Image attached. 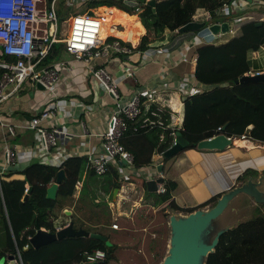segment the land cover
<instances>
[{
  "label": "crops",
  "instance_id": "obj_1",
  "mask_svg": "<svg viewBox=\"0 0 264 264\" xmlns=\"http://www.w3.org/2000/svg\"><path fill=\"white\" fill-rule=\"evenodd\" d=\"M69 1L66 0L65 3L67 12L72 10L69 8ZM87 1L89 0H82ZM113 9L109 14L104 15L109 12L107 11L99 15L104 19L101 38L112 35L124 43L134 44L141 35L140 28L143 29V34H146L139 17L133 20L126 12L115 7ZM206 15L208 14L203 8H197L193 19H203ZM71 17L72 15H69L70 20ZM70 20L67 21L68 24ZM250 20L252 21L250 18H236L235 23H239L236 27ZM176 33L177 29L170 31L164 28L159 38L149 44V47L156 48V51L148 54L149 47L144 49V58L134 50L128 55L111 52L106 58L96 60V65L103 66L113 75L122 96L141 91L142 98L145 99V109L135 122L137 127L154 124L165 128L176 127L179 120L183 119V97L205 88L194 77L198 47L192 43L194 35L189 38ZM231 36L230 34L222 37H225L226 41ZM186 45L191 48L186 50ZM260 51L261 49L258 53H249L252 68H260L254 64ZM183 55L186 57L185 61L182 60ZM59 57L58 60L65 61L67 67L60 70V85L55 89L57 97H52V100L51 97L45 98L43 91L36 85L34 89L31 83H26L17 95L0 104V121L14 126V134H10L6 126L0 125V159L5 146L15 147L17 158L13 166L3 169L2 177L10 169L20 171L35 161L33 155L39 147L38 139L32 130L22 127L26 121L47 105L55 104L59 107L53 121L61 130L57 155L64 159L83 157L78 175L83 164L84 173L77 185L75 183L73 197L82 194L94 206L104 204L111 209L113 221L119 225V229L106 227L99 232L115 246L113 255L117 264H148L150 257L156 252L157 241L142 234L146 228L139 224L143 217L141 210L166 203L160 199L157 190H142L138 195V187L141 186L135 181V175L145 176V179L142 178L144 183L156 174L163 177L164 181H174L176 187L171 192L172 199L178 206L190 208L198 206L213 195L221 194L229 186L236 185V182L244 181L247 177L242 180H238V177L248 169L259 172L257 177L264 174V144L248 137L234 138L224 151L194 148L168 161L159 158L161 153L156 152L153 161L148 165L130 168L118 162L116 165L111 164L103 175L92 173L86 167V160L89 155L98 154L100 151L99 135L104 131L108 117L113 111V103L100 86L90 88L87 70L81 63L74 61L72 55L64 51ZM81 122H84L83 128ZM159 164L162 166L161 172L157 169ZM4 178L23 179V175L12 174ZM115 182L118 183L117 186ZM115 187L118 188L116 196L113 195ZM62 209L67 210L66 207ZM68 221L67 219V223ZM56 225H60L58 219ZM121 230L122 233H117ZM0 245H5L1 218ZM4 260L8 261V257H4ZM2 261L3 259L0 263Z\"/></svg>",
  "mask_w": 264,
  "mask_h": 264
},
{
  "label": "trees",
  "instance_id": "obj_2",
  "mask_svg": "<svg viewBox=\"0 0 264 264\" xmlns=\"http://www.w3.org/2000/svg\"><path fill=\"white\" fill-rule=\"evenodd\" d=\"M229 1L156 0L154 5H150L148 0H136L137 6L130 7L123 0H89L86 10L107 6L99 7V15L107 11L109 12L104 15L109 14L114 7L132 15L139 8V19L146 34L141 37L136 48L144 50L159 38L164 28L174 31L190 22L197 8L209 12L212 19H219L215 10ZM257 2L264 5V0ZM68 17L69 15L61 16L59 22ZM255 22L250 20L242 23L224 42L204 43L196 48L194 77L205 88L183 97L181 137L185 145L179 152L169 158L164 156L172 142L170 128L142 126L133 130L130 127L124 133L121 143L132 153L135 167L150 164L156 152L162 154L164 161H168L186 150L194 149L198 141L221 133L218 128L223 125H226L223 133L227 136L239 138L245 133L248 138L264 144V80L237 84L234 82L252 68L249 53L264 47V24L256 26ZM140 32L143 33L142 28ZM108 39L112 40L114 37ZM120 42L130 46V43ZM64 51L62 42L53 43L43 64L54 63ZM141 100L144 101L143 98ZM248 126H251L249 130ZM83 160L81 156L69 157L60 167L32 161L20 171L8 170L0 178V218L5 234V245H0V260L3 259L0 264H19L16 259L17 251L22 264H78L85 262L84 251L97 248L105 251V259L85 264H109L114 257L115 246L107 247L103 241L90 237H65L39 248L32 247L29 242L37 228L55 232L58 226L66 225L62 222L56 225L59 218L56 209L63 208V200L73 197L75 187L84 173L83 164L78 175ZM59 169L64 170V178L58 184L55 198L49 199L46 191L55 181ZM254 172L255 170L248 169L238 180L249 175L257 176L253 175ZM12 174H21L23 179L4 178ZM114 174L117 178L116 173ZM115 185L118 183L115 182ZM163 185L165 192L159 194L160 199L178 211L191 212L198 207L215 203L220 196L219 193L213 195L197 207L182 208L171 197L176 183L166 179ZM78 198L89 203L82 194ZM102 211L106 212L104 209ZM104 215L108 216V213ZM94 217L99 221L97 214ZM67 219L72 220L76 228L82 227L89 232L100 233L83 223L77 224L72 215L67 216ZM9 256L15 258L14 263L4 260V257ZM205 264H264V216L257 215L223 232L214 251L207 255Z\"/></svg>",
  "mask_w": 264,
  "mask_h": 264
},
{
  "label": "built area",
  "instance_id": "obj_3",
  "mask_svg": "<svg viewBox=\"0 0 264 264\" xmlns=\"http://www.w3.org/2000/svg\"><path fill=\"white\" fill-rule=\"evenodd\" d=\"M49 1L47 4L46 0H0V104L17 95L26 83L34 85L40 83L43 86L42 91L45 98L51 97L52 100V97H57L55 89L60 85V70L65 69L67 63L58 60L54 63L43 64V61L53 43L62 42L65 51L72 55L73 60L81 63L87 70L90 88L95 89L100 86L113 103V111L108 117L104 131L99 135L100 151L98 154L88 156L86 167L96 175L105 174L111 164L116 165L118 162H122L130 168L135 167L133 155L121 143V137L130 127L133 130L138 129L135 122L144 112L145 99L141 100L143 96L141 91L122 96L113 75L103 66L96 65V60L106 58L111 52L128 55L134 50L136 53H141L144 58L143 50L136 48L138 43L131 44L130 42V46H128L122 44L118 38L112 40L108 39L110 36L101 38L99 34L103 17L88 15L85 12L72 15L70 31L64 37H58L60 22L55 9L56 0ZM255 1L257 0H253V2ZM247 5L249 3L245 0H231V2L223 3L220 8L215 10V13L218 16H229L245 9ZM137 11L139 12L140 9L136 8ZM206 14L208 15L203 19L201 17L193 19L192 17V20L206 21L208 24L221 23L212 19L209 12L206 11ZM262 21L264 22V18ZM226 23L228 24V22ZM226 34H234V31L229 28V24L228 30L215 34L212 41H205L203 37L195 34L192 43L194 46L216 43L222 41L215 40L216 37ZM189 48L191 46L186 45L185 49ZM260 49L264 51V47ZM252 53H258V51ZM182 60H186L185 55L182 56ZM261 73H264V67L250 68L244 75L254 76ZM57 108L59 109L55 104L47 105L39 113L30 117L22 126L32 130L38 139L39 147L33 155L35 161L54 167H60L65 160L57 155L58 138L61 133L58 125L53 123ZM0 125L6 126L8 132L14 134L13 125L1 121ZM80 125L83 128L84 122H81ZM250 128L251 126H248L247 130ZM170 129H172L170 133L172 136L170 147H172L177 144L176 133L183 130L182 120H179L176 127ZM227 137L231 140L237 138L235 136ZM246 137L244 133L239 138ZM158 157H162V154ZM16 159L15 147L5 146L0 159V178L3 169L13 166ZM149 176L151 174L146 177V180ZM157 178V174L150 177L153 180ZM157 192L159 194L165 192L163 183H157ZM111 227L119 229L116 222H113ZM84 257L85 262L104 260L105 251L100 248L84 251ZM16 259L19 264H22L18 251Z\"/></svg>",
  "mask_w": 264,
  "mask_h": 264
},
{
  "label": "water",
  "instance_id": "obj_4",
  "mask_svg": "<svg viewBox=\"0 0 264 264\" xmlns=\"http://www.w3.org/2000/svg\"><path fill=\"white\" fill-rule=\"evenodd\" d=\"M156 0H148V4L154 5ZM249 4L253 3V0H245ZM123 2L130 6H137V2L134 0H123ZM72 11V10H71ZM88 15H95L92 9H88L86 12ZM264 22L258 20L255 22L256 26H262ZM228 30V24L226 22L211 23L208 24L206 21H195L191 20L185 25L177 29L178 33H185L195 31L196 35L203 37L205 41H212L215 34ZM264 80V73L259 75H243L236 79L234 82L246 83L256 82ZM39 90L43 89L40 83L36 84ZM31 94V93H30ZM226 125L221 126V133L212 137L204 138L197 142L196 149L198 150H215L224 151L232 143L231 139L228 138L223 131ZM177 144L167 149L164 156L169 158L179 152L185 145V141L181 137V132H177ZM159 172L162 170V166H157ZM64 178V170L59 169L56 173L55 181L47 188L46 197L54 199L58 184ZM264 174L257 176L249 175L247 178L237 183L236 185L229 186L225 189L220 196L216 199L213 206L203 209L198 208L185 214H171L169 216L168 225L170 230L169 242L167 244L166 255L163 257L160 264H205V259L209 253L214 251L215 246L218 243L219 236L231 229L236 227L238 224L244 222L240 221L235 226H226L225 228L216 229L214 221L226 210L231 208L235 213L238 209L239 198L246 197L254 201V203H264V189H263ZM164 178L158 177L156 180L150 179L145 181L147 191L155 192L157 190V183H163ZM118 188L115 187L113 195L116 196ZM236 206H231L232 203ZM71 212L65 210V214L69 215ZM246 221V220H245ZM209 234V238H208ZM72 236H85L96 240L103 241L105 246L111 247L112 243L107 237L101 233L89 232L82 227L76 228L72 220L58 228L55 232H49L45 229L37 228L36 232L32 237L29 238L30 245L34 248L46 245L54 242L55 240H61L65 237ZM9 263H14L13 257H8ZM78 264H85L80 262Z\"/></svg>",
  "mask_w": 264,
  "mask_h": 264
},
{
  "label": "rangeland",
  "instance_id": "obj_5",
  "mask_svg": "<svg viewBox=\"0 0 264 264\" xmlns=\"http://www.w3.org/2000/svg\"><path fill=\"white\" fill-rule=\"evenodd\" d=\"M49 2H50L49 0H46L47 4H49ZM69 2H70L69 8H72V11L67 12L68 9L66 10L65 8L66 0H56L55 1V9H56L59 19L61 16H68V15H74L75 13H81V12L86 13L87 12L86 10L87 2H82V0H70ZM229 2H231V0ZM99 7H102V6H97L92 9L96 15L101 14L99 13L100 12ZM128 16L131 19L136 20L137 17H139V13L137 11L135 14H132V15L128 14ZM244 17L245 18L250 17V19L252 20H262V18H264V5L259 4L257 1H255L252 4L247 5L245 9L239 10V12L236 14H232L229 16H219L218 17L219 19H217V21L228 22L229 28L232 29L233 31L235 29L236 31L237 30L236 26L239 25V23H235V19L236 18L242 19ZM68 20H70L69 17L66 20L60 22L59 34L57 35L58 37H64L68 33V30L70 27L69 24L71 22L70 20L68 24L67 23ZM116 28L121 29L120 26H116ZM195 34H196L195 31H190V32L180 33L179 35L188 36L190 38ZM142 35L144 34L142 33L139 36L136 43L140 41ZM229 35L230 34H226L225 37ZM112 37H115V36H112ZM225 37H216L215 40L220 39L224 41ZM216 43H219V41H217ZM154 51H156V48L149 47V50L147 53L149 54ZM255 58H256V61H254V64L258 67H264V51L261 50L259 52V55ZM31 86L34 89H36L34 84H32ZM40 94H41V91H40ZM171 160H173V158ZM254 173L255 174L253 175L259 174V172H256V171ZM135 176H136L135 181H137L138 185L141 186V188L138 187L139 188L138 195H139L142 190L144 191L146 190V186L144 183L145 176H141V177H139V175H135ZM263 189H264V181H263ZM238 201H239L238 209L236 210L235 213L229 207L226 210H224V212L214 221V225L216 229L225 228L226 226H229V225L233 227L237 225L238 222L240 221L251 219L257 215H262L264 203L263 204L254 203L253 200L246 198V197L239 198ZM88 202L89 203L87 204V202L85 203L75 196L72 198L63 200L62 206L64 208L66 207V209L68 211H71V213L69 215H66L65 210L63 211L62 208L56 209L57 216L59 217L58 218L59 222L67 223L66 222L67 216L72 215L74 219L76 220L77 224L83 223L86 227H90L92 229L103 231L104 228L111 227V224L114 222L111 209H109V207L104 204L99 205V206H94L89 199H88ZM213 204L214 203H210L208 205H205L203 207H198V208L207 209L213 206ZM231 206H236V204L233 202ZM93 208H97V209H93ZM102 209H104L106 212H103ZM104 213H108V216H105ZM173 213L174 214H185L187 212L174 210L170 208L169 206H167L166 203L158 204L156 206L145 207V208H142L141 210V214L143 217L140 219L139 224L144 225L146 228V231H143V232L141 231L142 234L145 235L147 238L157 241V246L155 248L156 252L154 253V256L150 257L148 264H160L163 257L166 255L167 244L169 242L168 240L170 236V230H169L170 228L168 225V220H169V216ZM96 214L99 216V221H97L94 217ZM122 232H123L122 230L117 231V233H122ZM153 234L155 235L153 236ZM209 237L210 236L208 234V238ZM113 259L114 257L110 260L109 264H117V259L116 260L115 259L113 260Z\"/></svg>",
  "mask_w": 264,
  "mask_h": 264
},
{
  "label": "bare ground",
  "instance_id": "obj_6",
  "mask_svg": "<svg viewBox=\"0 0 264 264\" xmlns=\"http://www.w3.org/2000/svg\"><path fill=\"white\" fill-rule=\"evenodd\" d=\"M104 21V20H103ZM70 25V24H69ZM102 29H103V24L101 23V27H100V34L99 35H101V33H102ZM70 31V28H69V30H68V32ZM237 144H238V141L236 142ZM118 227H119V225H118Z\"/></svg>",
  "mask_w": 264,
  "mask_h": 264
},
{
  "label": "flooded vegetation",
  "instance_id": "obj_7",
  "mask_svg": "<svg viewBox=\"0 0 264 264\" xmlns=\"http://www.w3.org/2000/svg\"><path fill=\"white\" fill-rule=\"evenodd\" d=\"M262 215L264 216V208H263V212H262Z\"/></svg>",
  "mask_w": 264,
  "mask_h": 264
}]
</instances>
